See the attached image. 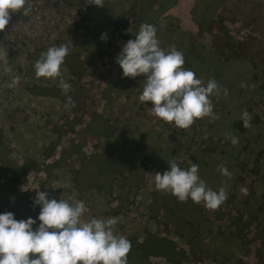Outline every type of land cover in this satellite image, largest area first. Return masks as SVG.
<instances>
[{
    "label": "rangeland",
    "instance_id": "374dc122",
    "mask_svg": "<svg viewBox=\"0 0 264 264\" xmlns=\"http://www.w3.org/2000/svg\"><path fill=\"white\" fill-rule=\"evenodd\" d=\"M91 2L28 0L30 10L10 13L0 32V214L17 205L18 217L26 207L23 220L35 219L37 191L46 192L83 201L82 221L119 217L114 232L132 243L128 264H264V0ZM143 23L155 26L162 48L183 53L197 78L228 90L211 97L218 119L181 129L139 100L145 77H125L116 58ZM62 44H73L61 68L69 108L58 79L34 69ZM173 157L182 169L198 163L213 190L227 188V201L209 210L156 190L154 174L170 170ZM221 163L232 173L226 185ZM24 164L13 178L8 167Z\"/></svg>",
    "mask_w": 264,
    "mask_h": 264
},
{
    "label": "clouds",
    "instance_id": "9594fccd",
    "mask_svg": "<svg viewBox=\"0 0 264 264\" xmlns=\"http://www.w3.org/2000/svg\"><path fill=\"white\" fill-rule=\"evenodd\" d=\"M27 3L28 0H0V32L8 26L10 13L30 10L25 7ZM91 3L104 6V0ZM135 36V40L123 45L116 63L125 77H145L139 100L151 103L152 115L181 129H189L205 117L210 122L219 118L213 110L211 97L221 93L227 96L226 88L214 78L205 83L186 69L182 52L174 45L168 49L160 46L154 25L141 24ZM101 40L107 42L106 33L101 35ZM71 46L62 44L48 48L34 65L38 78L58 79V86L66 95L65 108L75 107L72 97L67 95L72 85L64 80L61 70ZM3 71L10 73L12 68L5 64ZM19 79L17 74L6 86L14 87ZM241 87L246 85L242 83ZM241 119L245 128L252 126V116L247 110ZM225 137L233 146L239 143V138L231 133H226ZM167 162L170 170L154 174L156 190L170 193L180 202L189 199L196 204L203 202L209 210H216L227 201V188L221 186L213 190L200 178L198 163L192 162L189 168L182 169L175 157ZM217 170L227 178L222 181V185H226L232 173L224 163L217 165ZM240 191L248 194L247 188L242 187ZM34 203L40 206V224L35 230L36 220L31 217L18 221L11 212L0 214V264H128L132 243L114 232L119 217L90 218L85 222L81 219L86 210L83 201L70 204L61 198L59 201L49 199L48 193L40 191ZM240 259L247 258L240 254Z\"/></svg>",
    "mask_w": 264,
    "mask_h": 264
},
{
    "label": "trees",
    "instance_id": "16d2710c",
    "mask_svg": "<svg viewBox=\"0 0 264 264\" xmlns=\"http://www.w3.org/2000/svg\"><path fill=\"white\" fill-rule=\"evenodd\" d=\"M0 168H2V167H0ZM27 169V164H24V165H22V166H18V165H12V166H9L8 167V170L10 171L9 173H11L12 174V176H13V178H17L18 176H19V172L21 171V170H23V169ZM3 169V168H2ZM7 182V184H10L9 182V180H7L6 181ZM22 206V205H21ZM23 208V211H21V215H20V217H18V214H19V207L16 205L15 207H12V210L10 209L8 212H11V213H13L14 214V218L16 219V220H23V217L22 216H25L24 215V213L25 212H30V209L29 208H26V207H22ZM35 219L39 216V213H32L31 214ZM28 219V218H27ZM27 219H25V220H27ZM39 224H40V221L39 220H36V224L35 225H33V230H35L36 228H38L39 227Z\"/></svg>",
    "mask_w": 264,
    "mask_h": 264
}]
</instances>
